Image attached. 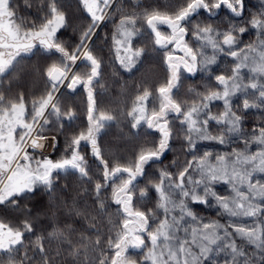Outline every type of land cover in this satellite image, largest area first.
<instances>
[{"label": "snow or ice", "instance_id": "snow-or-ice-1", "mask_svg": "<svg viewBox=\"0 0 264 264\" xmlns=\"http://www.w3.org/2000/svg\"><path fill=\"white\" fill-rule=\"evenodd\" d=\"M80 4L90 22L81 27L78 42L70 43L60 37L69 19L59 0H42L40 23L18 16L12 0H0V88L4 76L37 55L43 63L35 70L44 83L31 100L23 92L10 98L0 91V213L15 217L0 218V264H264V0H180L166 10L131 14L117 6L120 19L111 42L119 66L136 70L147 49L135 47V38L148 31L167 69L158 88L138 90L131 110L120 113L133 129L146 125L158 136L129 159L101 147L106 125L118 117L98 107L103 61L94 47L98 30L112 19L113 0ZM252 33L255 40L245 42ZM185 74L206 81L203 92L190 89L196 97L191 101L174 92ZM81 90L86 127L66 136L63 154L54 158L45 151L49 142L55 150L59 134L78 119L61 97ZM214 102H222L223 110L213 111ZM253 109L260 118L246 127ZM176 121L191 158L182 165L173 160L158 170V179H150L149 168L162 164L172 149ZM241 141L243 147L216 151ZM201 142H209L203 151ZM76 174L94 182L86 192L101 219L109 199L117 206V220L109 216L106 233L87 226L95 239L75 238L72 225L43 224L22 205L41 190L55 192L62 178ZM141 180L147 183L137 193ZM109 189L110 198L104 195ZM205 206L216 216H204ZM69 212L86 215L75 206Z\"/></svg>", "mask_w": 264, "mask_h": 264}, {"label": "rangeland", "instance_id": "rangeland-1", "mask_svg": "<svg viewBox=\"0 0 264 264\" xmlns=\"http://www.w3.org/2000/svg\"><path fill=\"white\" fill-rule=\"evenodd\" d=\"M42 3V0H40ZM62 0H59L62 10L66 12V15L69 19V24L73 25L75 33H79L82 26L86 27V21L90 22L87 18V14H83L81 8L77 4L76 0L64 1V4L61 3ZM180 2V0H171L168 5L164 2H157V0H113L112 7L109 9V12L113 14L112 19H109L103 27L98 30L99 38L96 40L94 52L99 57L102 58V72H105L98 81L96 85L97 89L100 91L98 107L102 111L111 112L112 115L118 117V122L113 121L106 125L107 136L103 142L101 139V147L106 153L118 152L123 154L125 159L132 157L134 151L138 150V147L144 144L146 141L150 142L152 140L158 139V136L153 135L155 130L147 129V126L144 125L139 129H133L129 123V119H126L120 115L122 112L130 111L132 108L133 101L135 97L140 94L143 87H148L151 90H155L159 87V84L164 82L167 75V69L165 68L164 63L162 62V55L156 54V51L152 47V37L149 35L148 31H144V34L135 38L134 46L143 47L147 49V52L142 56L139 66L136 70L128 72L122 69L119 66L118 60H116V54L114 47L111 42V33L115 30V25L119 22L120 13L117 12V6L123 8L125 14H131L132 12H140V8L145 7H157L161 10H166L170 5ZM254 5L258 4V0H252ZM165 5V6H162ZM84 15V16H83ZM140 27V25H138ZM164 30H167L164 26ZM108 34L107 41L104 39L105 34ZM78 38V36H77ZM245 42L250 40H255V33H252L250 36L246 35L243 37ZM71 43L78 42V39H72ZM243 45H241L242 47ZM43 61L40 57L33 56L31 59H25L21 62V66L13 70L7 80H3L2 83L8 87L0 88V91H5V93L11 98L14 97L18 92H23L26 95V99L31 100L33 96H38L41 94L44 88L43 80L41 79L39 72L35 69L42 65ZM231 59L227 61V64H231ZM221 69L225 67V64L220 65ZM113 73L116 77H110L107 75V71ZM230 74V72H226ZM247 75V70H245ZM206 81L202 76L197 75L192 78L189 74H185L182 78V83L179 86L178 90H174L176 98L180 100L191 101L196 99L194 94L190 93L191 88H195L200 92L204 91V84ZM10 86V87H9ZM140 90V91H138ZM242 99V98H241ZM62 104L66 108H72L75 110L77 117L81 116L87 118L86 112L77 113L79 104L87 105L83 97L80 98V101L75 99H69V97H61ZM158 103V102H156ZM153 106V101L150 98L149 107ZM222 102H214L213 111H222ZM80 110H78L79 112ZM261 113L255 109L252 110L249 116V123L246 127H252L253 121H258ZM73 127L66 129L68 132L60 133L59 136L65 138L66 136H71L74 131L78 132L82 127H86V123L82 126V121L77 119L73 122ZM79 128V129H78ZM115 128V129H114ZM78 129V130H77ZM110 129H114L113 132H109ZM175 137L174 142L172 143V149L169 150L163 158L162 164H154L149 168V178L158 179L157 173L161 167L168 166L173 160H177L182 165L185 159H190V156H187L186 145L182 143L184 137V130L179 127V121H176L174 124ZM47 135H56L53 131L51 133H46ZM61 144V141L59 142ZM45 149L47 153L55 154L54 158H59L63 154L65 148V142L61 149L53 150L50 146ZM243 147V142L241 141L239 145L232 144L231 146H223L227 150H231L234 147ZM207 145L201 142V151L206 148ZM217 151V150H216ZM220 151V150H218ZM224 152V150L220 151ZM105 158H108V155H105ZM171 171H176L175 168H170ZM147 182L141 180L137 188V193L140 188L145 187ZM151 195L154 197L155 193L152 192ZM53 198H42L40 203L36 204V207H31L32 214H39L41 223L49 224L50 222L58 224L59 227L63 228L65 225H72V227L77 228V231L74 233L75 238H79L81 234L85 237H90L89 231L86 230V226L80 225L77 221L74 213H69L65 216L62 214L64 212V202L57 201ZM53 203V204H52ZM145 203H148L145 201ZM59 208L60 211H46L48 207ZM38 207L37 211L36 208ZM148 207H154V200L151 203H148ZM71 209V207H70ZM201 213L204 216H216L214 210L201 208ZM13 217V216H12ZM4 218V217H1ZM22 219V217H20ZM10 219H14L10 218ZM92 225V224H91ZM51 231V228H49ZM88 232V236H87ZM39 234V233H37ZM34 239V238H33ZM55 246V245H53Z\"/></svg>", "mask_w": 264, "mask_h": 264}, {"label": "trees", "instance_id": "trees-1", "mask_svg": "<svg viewBox=\"0 0 264 264\" xmlns=\"http://www.w3.org/2000/svg\"><path fill=\"white\" fill-rule=\"evenodd\" d=\"M64 1L68 2V0H62L61 3L64 4ZM169 1H171V0H157L158 3L164 2V3H166V5H168ZM76 2L79 5V7L81 8V11L83 12V14L85 15L86 13L82 10L80 0H76ZM12 4H13V7H14L18 16L24 17L29 21L36 20L37 23L41 22L38 19V16L43 17L44 10L41 8L42 3L40 0H12ZM162 6H165V5H162ZM140 9H150V7H145V8H140ZM77 36H79V33L78 32L75 33L74 27L71 24H69V26L60 33L61 39L68 41V42H70L72 39H76V41H77V39H78ZM155 51H156L157 55L158 54L162 55L161 52H159L157 50H155ZM165 68H166V66H165ZM68 97H69V99L77 100L76 98H74V95L68 96ZM78 110H80V111L78 112ZM78 110H77L78 114L81 113V110H82V112H86V105H82V103H80ZM77 120L82 121V126H84V124L87 121V118L82 117V116L80 118V116H79ZM80 128H82V127H80ZM114 129H110L109 132L110 133L113 132ZM107 130H108V128H105V130L101 136V139L103 142L105 141V138L108 137L107 136ZM66 132H68V131H66ZM58 139H59V142L61 141V144H58V146L55 150L61 149V147L63 146V143L65 142V138L63 137V135H62V137L58 136ZM202 143L207 145V146L209 144V142H202ZM216 150L217 151L218 150H220V151L224 150V152H230L231 151V150L225 149L223 146H219ZM252 150L255 151L254 145L252 146ZM53 157H55V154H53ZM86 159H88L91 162L90 151H86ZM99 171H100V169H97L94 167V172L98 173ZM90 175H92V173H90ZM95 179H99V176H95L94 180ZM65 185L67 186L66 189L64 188ZM93 187H94V182L89 183V181L86 179L81 180L78 174L70 175L67 177V179L62 178L60 180L59 185L57 186L55 192L48 193V192L41 190L40 192H38L36 194V196L34 198H31L30 200L23 201L22 205L24 207L31 209V207H36L35 205L40 203V199H42V198L56 197L55 199L57 201L65 203L63 205L65 209H64V212L62 214H64L65 216L69 215L68 212H69L70 207L72 209L73 206H75V208L78 209L81 213H86V215L73 214V215H75V217H76L77 221L80 223V225L87 227L88 225L92 224V225H95L96 227L101 228L102 231L106 233L107 228L110 227V225H108V223H107L109 216H111V218L114 221L117 220V217L115 215L117 212V206L115 205L114 202H112L109 199L106 213L104 214L103 218L101 219V216L95 211V208H94L95 201L93 199V196L89 192H86V189H92ZM104 195L106 197L110 198L111 190L109 189L106 193H104ZM74 202H75V204H74ZM48 207H49V205H48ZM58 209L59 208H56V206L54 208L52 206V207L47 208L46 211H48V212L49 211H53V212L57 211L58 212V211H60ZM67 209H68V212H67ZM37 210H38V207L36 208V210L34 209V211H37ZM1 217H4V219H10V218H13L14 216L13 217L12 216H5L3 213H0V218ZM93 217H94V219H92ZM247 222L250 223V221H247ZM89 233H90V237L95 239V236L97 235V233L94 231H89ZM87 236H88V232H87ZM107 238H108L107 235H104L103 239L105 240V242H106ZM105 247H106V243H105ZM23 251L24 250L21 249V253H20L21 255H23Z\"/></svg>", "mask_w": 264, "mask_h": 264}, {"label": "flooded vegetation", "instance_id": "flooded-vegetation-1", "mask_svg": "<svg viewBox=\"0 0 264 264\" xmlns=\"http://www.w3.org/2000/svg\"><path fill=\"white\" fill-rule=\"evenodd\" d=\"M107 71V70H106ZM10 74H11V72L10 73H8V75L7 76H4L3 77V80H7V78L10 76ZM103 74H105V72H102V75ZM107 75H110V77H116L113 73H111V72H109V71H107ZM103 77V76H102ZM98 84V83H97ZM4 85V84H3ZM5 86V85H4ZM3 88H6V90L8 91V87H3ZM2 89V88H1ZM98 90V89H97ZM99 91V90H98ZM99 93H100V91H99ZM101 94V93H100ZM84 98V101L87 103V97H86V93L83 91V90H81V91H79V92H77L75 95H74V98H76L78 101H80V98Z\"/></svg>", "mask_w": 264, "mask_h": 264}]
</instances>
